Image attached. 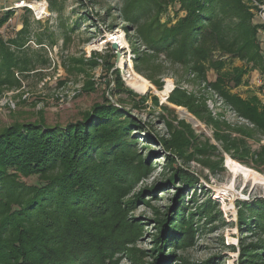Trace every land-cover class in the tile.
Segmentation results:
<instances>
[{
  "label": "trees",
  "instance_id": "trees-1",
  "mask_svg": "<svg viewBox=\"0 0 264 264\" xmlns=\"http://www.w3.org/2000/svg\"><path fill=\"white\" fill-rule=\"evenodd\" d=\"M88 1L92 6L105 7L96 0ZM116 1L118 8L115 4L106 10H118L121 19L128 23L126 32L135 33L128 41L137 55L134 68L138 74L162 89V83L144 69L164 56L172 64L196 74L239 117L251 122L253 131L264 136V107L258 96L253 93L243 98L233 92L244 84L243 77L250 72L260 70L264 74V25L257 16L258 6L264 5V0H253L258 6L251 0V5L244 0ZM81 2L87 16L94 17L86 0ZM49 7L55 9V0H49ZM13 13L0 12V30ZM27 16L23 30L15 36L4 41L0 34V89L20 85L15 74L31 71V62L22 56L31 32ZM81 17L75 20L70 32L80 28ZM140 44L143 51L136 48ZM236 59L243 66L230 65ZM210 72L215 73L214 80ZM115 75L118 89L128 94L134 108L146 100L124 88L118 69ZM247 83L244 85L250 86L249 80ZM172 90L170 86L169 94ZM154 99L157 106L158 100ZM168 103L186 108L207 126L214 127L215 139L235 159L244 162L251 155L256 156V160L252 157L254 167L260 170L257 165L264 164V146L257 151L247 146L245 137H252V131L223 130L207 110L205 100L180 87L173 90ZM161 109L175 112L169 105H162ZM165 123L174 131L169 137L154 134L152 127L142 126L133 115L105 99L104 104L94 107L76 123L56 127L16 124L0 132V264L115 263V255L133 244L142 231L136 219L127 220V212L141 200V195L125 205L123 199L152 171L136 150L135 132L143 129L147 137L161 144L169 153L170 169L176 164L172 155L187 157L188 133L193 137L187 123ZM208 146L216 150V146ZM152 155L147 158L150 160ZM172 171L173 175L159 188L173 185L178 178L183 187L165 213L157 212L154 251L159 256L153 264H187L177 256L178 251L191 248L202 226L222 217L219 206L210 198L202 203L193 199L190 203L194 208L187 207L183 194L189 189L195 191L199 179L187 169ZM155 189L142 193H155ZM242 207L238 225L253 233L255 241L238 244L242 247L239 264H264V200ZM165 247L169 248L168 254Z\"/></svg>",
  "mask_w": 264,
  "mask_h": 264
},
{
  "label": "rangeland",
  "instance_id": "rangeland-1",
  "mask_svg": "<svg viewBox=\"0 0 264 264\" xmlns=\"http://www.w3.org/2000/svg\"><path fill=\"white\" fill-rule=\"evenodd\" d=\"M17 1L19 0H0V12H14L0 30V34L4 37V41L15 36V33L23 30V20L28 15L31 32L27 36L29 41L22 56H27L31 62V71L15 74L20 85H7L0 89V132L16 124L36 123L56 127L76 123L94 107L104 104L105 99H109L116 106L133 115L142 126L152 127L154 134H159L161 137H169L174 132L165 121L175 126L181 121L186 122L193 137L188 133L189 146L186 149V158L172 155L176 162L172 169H187L189 173L198 177L200 185L196 186L195 191L189 189L183 194L185 205L194 208V204L190 203L191 200L202 203L205 198H210L219 206L218 212H221L222 217L202 226L195 236V244L185 251H178L177 256L184 258L187 264H239L242 247L238 244L241 241L245 244L255 241L253 233H249L247 229L241 230L238 225L239 211L242 210L243 205L264 200V184L244 183L241 176L233 178L227 165V157L256 171L262 177H264V164L257 165L260 168L257 170L252 159L253 157L256 160L254 155L246 158L244 162L235 159L215 139L214 127L207 126L186 108L169 104L168 98L176 87H180L197 99L205 100L207 110L214 120L222 124L223 130L252 131V137L245 138H247V146L253 151L264 146V136L253 131L254 125L239 117L215 92L207 89L205 83L199 80L196 74L180 65L172 64L164 56L154 59L152 65L144 69L155 81L162 83V89L139 74L149 81L151 88L145 94L133 90L128 85L127 79L134 78L132 72L137 73L134 68L137 55L128 39L129 36H135V33L126 32L128 23L121 19L118 10H106L109 6H115L116 0H96L105 7L92 6L86 0L87 9L94 16L90 18L82 0H55L56 7L53 10L49 7V0H30L31 8L20 9L14 7V2ZM244 1L251 5L248 0ZM251 1L255 4V1ZM117 6L116 4L115 8H118ZM27 9L31 12L26 11ZM170 15L173 16L174 12L171 11ZM79 16H82L79 20L80 28L70 32ZM121 37L125 42L124 45L118 43ZM40 41L44 44H39ZM113 42H117L120 48L114 49ZM136 48L139 51L144 50L141 44ZM125 60L128 65L126 70L120 69V62ZM230 65L241 67L243 62L236 59L230 62ZM117 69L120 71L124 88L146 98L143 103L138 102L136 108L128 99V94L118 89L115 75ZM209 75L211 80L215 79L214 72H210ZM257 76L264 74L258 70L245 75L244 84L249 80L250 86L240 85L233 92L239 93L243 98L255 93L264 107V93L254 83ZM170 86H173V90L169 94ZM155 97L158 100L157 106ZM162 105H169L175 112L161 109ZM135 133L138 137L136 150L152 167V171L127 194L123 203L125 205L141 195V200L127 212V220L136 219L142 231L133 244L127 245L123 251L115 255L113 259L115 263L112 264L155 262L159 256V253L154 251L156 249L154 237L158 233L157 212L165 213L167 208L174 204L176 195L180 193L178 190L183 187L178 178L173 185L159 188L173 175L172 169L167 165L169 153L160 143L147 137L145 130L140 129ZM208 144L216 146V150L211 149ZM206 145L209 149H205ZM196 146H199V150H196ZM151 152L154 155L150 154ZM148 155H152L150 160L147 158ZM153 187H156L155 193H142ZM164 252L168 254L169 248L165 247ZM172 264H182V262L173 261Z\"/></svg>",
  "mask_w": 264,
  "mask_h": 264
},
{
  "label": "bare ground",
  "instance_id": "bare-ground-1",
  "mask_svg": "<svg viewBox=\"0 0 264 264\" xmlns=\"http://www.w3.org/2000/svg\"><path fill=\"white\" fill-rule=\"evenodd\" d=\"M122 38L123 37L120 38L121 41L117 40L120 45L125 44V42L123 41ZM126 64H127L126 60L121 61L120 62V69L122 68L123 70H126V68L128 66ZM132 75L134 76V78L130 79V77H128V79H127L128 85L133 90H135L136 92H138L140 94L147 93L149 91V89L151 88V84L149 83V81L146 80L145 78H143L142 76H140L139 74L135 73V72H132ZM227 165H228V168H229L233 178H237L238 176H241L244 179V183L253 182L254 185L264 184V177H262L259 173H257L256 171H254L250 168H246V167L240 165L239 163L230 159L229 157H227Z\"/></svg>",
  "mask_w": 264,
  "mask_h": 264
},
{
  "label": "built area",
  "instance_id": "built-area-1",
  "mask_svg": "<svg viewBox=\"0 0 264 264\" xmlns=\"http://www.w3.org/2000/svg\"><path fill=\"white\" fill-rule=\"evenodd\" d=\"M30 3H31L30 0H19L17 2H14V7L17 9L28 8V7L31 8ZM254 5L258 6V4L256 2ZM258 7H259V9L257 11V14H258L257 16L259 18L260 23L262 25H264V5H261ZM254 83L258 86V88L261 90V92L264 93V77L263 76H257L256 79H254Z\"/></svg>",
  "mask_w": 264,
  "mask_h": 264
},
{
  "label": "water",
  "instance_id": "water-1",
  "mask_svg": "<svg viewBox=\"0 0 264 264\" xmlns=\"http://www.w3.org/2000/svg\"><path fill=\"white\" fill-rule=\"evenodd\" d=\"M183 15H185V13H183ZM113 48L118 49L120 48V45L117 42H113ZM118 57H120V54H118Z\"/></svg>",
  "mask_w": 264,
  "mask_h": 264
}]
</instances>
